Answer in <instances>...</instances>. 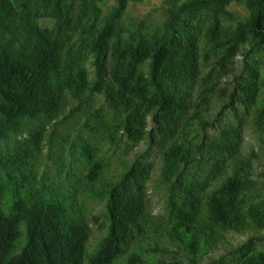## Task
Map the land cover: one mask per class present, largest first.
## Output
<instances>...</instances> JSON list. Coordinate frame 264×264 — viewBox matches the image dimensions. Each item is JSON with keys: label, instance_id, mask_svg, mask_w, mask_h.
Returning a JSON list of instances; mask_svg holds the SVG:
<instances>
[{"label": "trees", "instance_id": "obj_1", "mask_svg": "<svg viewBox=\"0 0 264 264\" xmlns=\"http://www.w3.org/2000/svg\"><path fill=\"white\" fill-rule=\"evenodd\" d=\"M141 1L0 0V264H264V0Z\"/></svg>", "mask_w": 264, "mask_h": 264}, {"label": "rangeland", "instance_id": "obj_2", "mask_svg": "<svg viewBox=\"0 0 264 264\" xmlns=\"http://www.w3.org/2000/svg\"><path fill=\"white\" fill-rule=\"evenodd\" d=\"M114 1L115 0H107V6H110L111 4H113ZM162 4H163V0H142L141 2L131 3L128 8L127 16L128 17H142L146 14H151L152 16H154L156 14V10H158L162 6ZM229 9L235 12L238 17H241L245 14V11L242 8V6L237 5V4H232L231 6H229ZM250 142H252V138L249 135H247L245 137V144L243 145L244 150L248 149ZM144 147H145V143L141 142L131 151V154L128 157V159L131 158L133 154L142 151ZM151 159L154 162V169L147 182V188H148V195H149V205L153 208L154 212H157L160 210V207L162 205V197H161L162 191L159 189V187L162 185L160 182H158V176H159V171H160V168H159L160 158L158 154H152ZM118 161L119 160L117 159L113 163L112 167L114 169L117 168L118 165H120ZM261 162H264V161L261 160ZM91 204H92L91 220L89 223L90 224V235H89V239H88V242L85 248L86 257L91 255L95 251L94 249L96 248L95 246L98 244L97 242L103 235H105L104 233H106L105 228L103 227L104 223L102 222V220H100L101 214L99 212H100L101 204L97 202L96 200H93ZM230 237H231L230 238L231 242L233 243H237L238 241H241L245 238L244 234H235V233L230 234ZM87 245L91 249L94 247L95 248L93 250H89Z\"/></svg>", "mask_w": 264, "mask_h": 264}, {"label": "clouds", "instance_id": "obj_3", "mask_svg": "<svg viewBox=\"0 0 264 264\" xmlns=\"http://www.w3.org/2000/svg\"><path fill=\"white\" fill-rule=\"evenodd\" d=\"M106 231V230H105ZM88 239H89V237H88ZM101 239V238H100ZM100 239H99V241H100ZM99 241L97 242V243H99ZM87 242H88V240H87ZM87 244V243H86Z\"/></svg>", "mask_w": 264, "mask_h": 264}]
</instances>
